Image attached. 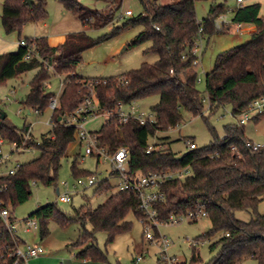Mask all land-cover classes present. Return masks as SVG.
I'll list each match as a JSON object with an SVG mask.
<instances>
[{"label":"trees","instance_id":"obj_1","mask_svg":"<svg viewBox=\"0 0 264 264\" xmlns=\"http://www.w3.org/2000/svg\"><path fill=\"white\" fill-rule=\"evenodd\" d=\"M46 1L4 0L1 24L5 33H20L26 23L45 20ZM59 1L83 26L97 29L111 25V28L95 37L85 29L71 32L63 43L54 47L43 38L28 39L36 43V48L45 59L54 63V70L63 77L64 86L59 107L51 115L53 124L48 133L42 134L38 141L32 138L26 142L36 148L39 155L20 164L14 173L0 176V185L5 186L0 190V210L7 209L9 216L14 218V207L31 195L32 180L36 184L41 182L57 188L61 159L68 146L76 141L74 128L64 124L63 116L74 111L87 92L84 83L91 82L101 110H113L118 102L128 103L158 95V101L150 107L156 115L154 123L141 124L134 118L121 123L111 115L95 132L98 144L108 152L121 146L127 147L130 156L128 172L133 178L157 171L188 168V174L183 178L160 184L165 199L156 202L153 207L157 218L165 219L171 213H186L201 205L210 220V228L194 238L210 241L209 249L217 251L203 262L196 246L191 245L189 262L181 264H247L250 261L264 264V212L257 211L259 202L264 199V145L255 151L245 148L244 141L247 139L242 125L237 123L224 125L223 136H218L211 127L213 139L208 145L187 147L183 153L172 151L165 138L157 136L158 132L178 125L183 111L194 116L202 114L205 101L210 113L218 106L228 105L235 115L245 110L255 98L264 96V14H259L260 4H246L235 12L234 21L253 24L251 38L217 55L213 68L204 75L202 93L196 86L193 57L188 55L183 58L181 55L189 48L200 23L205 35L217 33L212 19L226 10L227 6L222 2L211 3L207 16L198 20L196 2L202 0H138L143 12L132 13L116 23L115 14L121 9L123 0H95L102 2L101 8H90L79 0ZM137 25L141 29L126 47L148 41L144 51L156 53V61L143 62L118 76L82 78L76 73L83 51ZM25 53L26 48L18 46L15 51L0 54V83L37 68L23 104L26 109H38L42 113L54 96L53 92L44 88V83L53 74L37 57L25 59ZM1 112L4 117H0V136L5 142L17 141L21 144L29 124L18 128L7 120L0 107ZM263 115L264 111L252 118L257 120ZM150 137L160 141L155 142V148L147 152ZM177 155L181 158L177 159ZM71 169L76 177L90 173L77 167L76 156ZM111 188L105 178L98 182L94 192ZM138 203L135 191L116 189L96 207L81 205L73 208V219L82 226L79 238L73 243L80 248L76 256L83 260L104 261L106 254L96 244L95 232L105 231L106 243H112L117 235L131 229V221L126 219L129 214L137 220L143 217ZM237 211H248L252 216L243 221L236 218ZM29 216L38 220L41 237L48 234L49 220L54 219L61 224L69 221L55 202L38 206ZM86 223H90L92 230L85 228ZM23 243L24 240L5 227L0 217V264H13L16 257H8L7 251ZM17 264H23V261L19 260Z\"/></svg>","mask_w":264,"mask_h":264},{"label":"rangeland","instance_id":"obj_2","mask_svg":"<svg viewBox=\"0 0 264 264\" xmlns=\"http://www.w3.org/2000/svg\"><path fill=\"white\" fill-rule=\"evenodd\" d=\"M56 1L59 0L46 1V24H48L53 17L57 16L53 9V2L55 3ZM79 1L90 8H99L101 7L100 5H102L101 2L95 0ZM219 1L220 0L197 1L196 14L198 20L206 14L211 2L217 3ZM258 2H261V0H258ZM224 3L225 6L230 7L235 5V0H224ZM121 9H130L133 15L143 12V8L138 0H123ZM123 17H117L116 13L115 22L119 23ZM69 18L70 27H74V29L84 28L93 37L108 32L111 28V25H109L102 28L91 29L88 25L83 26L78 18L72 16ZM43 21L26 23L20 31V37L24 39L43 31ZM242 27L245 29L243 33H237L232 29L226 32H217L204 36L202 40L203 50L200 58V66H197L195 69L201 75V80L197 81L196 86L202 93L205 88L204 75L213 68L217 55L237 45L243 44L251 38L250 31L254 28L253 24L242 23ZM140 29L141 26L139 25L127 28L106 41L83 51L81 61L76 66L77 74L82 78L107 77L109 75L118 76L139 67L143 62L153 63L156 61L158 58L156 53L144 51L149 45L148 41L124 49L127 42L136 35ZM6 36H9L7 38L9 43L16 44L18 42L16 33ZM36 71L37 68H33L19 77H13L0 83V107L6 113L7 120L18 128H22L25 123L31 122V136L34 140L38 141L41 135L48 133L51 128V126L46 123L50 111L46 109L41 114H35L31 111V113L27 115V110L23 104L29 90V83ZM61 78L63 77L61 76ZM45 90L57 94V98H60L62 93L60 77L52 75L50 79L46 81ZM10 91L14 92L10 96L13 98L12 101L6 100V96ZM157 101L158 95H153L143 99L132 100L131 103L145 113H150V107ZM128 106L129 104H125L124 110H128ZM20 109L22 112L19 114L17 112ZM26 115L28 116L27 120L25 119ZM237 119L238 117L236 115H232L231 107L228 105L218 106L214 112L210 113L208 110V103L205 101L202 114L194 116L183 111L182 121L178 125L169 128L167 131L158 132L157 136L160 138L164 137L167 141L166 145H169L172 151L183 153L188 149L185 144L186 138L193 139L198 147L206 146L213 139L210 130L211 127L215 129L218 136H223L224 125L236 123ZM105 120L106 115L104 113H98L87 117L84 126L87 130L94 132L100 128ZM242 128L247 140L264 145V115L257 120L252 117L249 118L242 124ZM158 141L160 140L156 137L149 138L150 145ZM3 149L8 150L7 143L3 145ZM38 155L39 151L36 148H32L31 151H20L15 153L12 159L7 163L8 166H12L15 162L22 164L36 158ZM75 156L79 169H85L96 175L97 180L94 184L77 185L75 183L77 177L71 169ZM105 178L108 179L112 188L110 190H103L95 193L94 191L98 182ZM63 182H67V188L63 185ZM117 182L118 178L110 174V164L108 162L103 161L101 158L98 159L96 155H84L83 147L81 146L79 148L77 141L72 142L68 146L65 156L61 159L57 176V187L59 191H65V189L70 190L71 200L69 202H63L57 199V194L53 185H45L38 182L36 185L31 186L30 197L25 202L16 205L13 210L16 226L20 227L19 221L28 217L38 206L55 202L58 209L69 217V221L65 224H61L57 220H49L47 225L48 234L44 237L40 236L39 224L37 230H32L29 233H22L19 231L20 233L18 232V236L22 235L27 242H36L42 245L43 251L40 255H46L50 258V262L45 264H131L132 259L137 254L144 255V259L140 264H158L157 247L145 238L143 227L132 214H129L126 218L131 221V229L117 235L112 243H106L107 233L105 231L100 230L95 232V242L106 254V259L104 261L85 259L87 263H82L83 259L76 256L80 248L73 245V243L79 238L82 226L79 221L73 219V208H78L81 205H87L93 208L103 203L107 197L117 189ZM257 211L259 213L264 212V199L259 202ZM235 216L240 220L248 221L252 215L248 211H237L235 212ZM85 228L87 230H92L90 223H86ZM209 228V218L203 217L197 221L181 220L176 224H162L159 226V231L160 234L165 235L174 243H178L171 247L169 252L189 262L192 250L191 244L188 241H179L182 238H194L201 235L207 232ZM209 243L210 241L205 240L198 243L196 246L203 262L208 261L217 251V249L210 250ZM29 261L28 264H30ZM247 264L254 263L250 261L247 262Z\"/></svg>","mask_w":264,"mask_h":264},{"label":"built area","instance_id":"obj_3","mask_svg":"<svg viewBox=\"0 0 264 264\" xmlns=\"http://www.w3.org/2000/svg\"><path fill=\"white\" fill-rule=\"evenodd\" d=\"M244 3L245 0H235V5L227 7L225 11L218 13L212 19L214 31L226 32L233 29V31L237 33H243L244 29L242 27V23L234 21L233 16L235 12L244 5ZM129 15H132V11L130 9H120L117 12V17L119 18ZM204 36L205 34L203 31V25L200 23L197 33L193 37L189 48L181 55L183 58L188 55L193 57L192 67L194 69H196L197 66H200V58L203 50L202 40ZM18 44L19 46L26 48L24 57L25 59H28L31 56L37 57L44 63V66L49 69L53 75L60 77V86L62 90L64 86L63 78H61V75L55 72L54 63L48 61L40 54L39 50L36 48V43L34 41L30 42L28 39L20 38L18 40ZM196 73V81H200L201 75L197 71ZM45 85L46 82L44 83V88ZM83 85L87 88V92L80 99L74 111L64 114V124L74 128L76 141L79 143L80 147H83L84 155H96L98 159L101 158L103 161H106L110 164V173L118 178V182L116 184V188L118 190L131 189L138 194V209L144 214L143 217L138 218V222L143 227V234L145 238L157 247L158 264L184 263L185 259L169 252L170 248L178 243H174L165 235L160 234L159 226L162 224H176L181 220L197 221L207 216L205 209L199 205L196 209L186 213H171L165 219H158L153 205L156 202H161L165 199V192L160 188V184L174 178H183L186 174H188V168L184 167L175 171H157L137 178L131 177L128 172V163L130 159L128 148L121 146L113 152H108L104 146H100L98 144L97 134L85 128V120L89 116L98 113H104L106 118L111 115L116 116L121 123H126L130 118H134L141 124H152L156 121L155 113L153 111L150 113H145L144 111L138 109L137 106L132 104V101L128 103L118 102L113 110H101L91 82H86ZM11 94H13L12 91L6 96V100H13V98L10 97ZM60 100L61 97L57 98V94H54L48 103L47 109L50 111V115L46 123H48L50 126L53 124L51 115L59 107ZM125 104H129L128 110H124ZM31 111H33L35 114H41L38 109H27V115L30 114ZM262 111H264V96L255 98L245 110L235 114L238 117L236 123L238 125H242L246 120ZM21 112L22 110L20 109L17 113L20 114ZM27 115L25 118H28ZM28 124V130L25 132L21 144H19L17 141L5 142L4 138L0 136V176L12 174L20 166V163L17 162H15L12 166L7 165V162L12 159L15 153L32 150L33 147L26 144L27 141L32 139L30 133L31 122H28ZM5 143L8 144V150L3 149V145ZM185 144L188 148L196 147L195 142L191 138H186ZM262 146L263 144L253 142L251 140L244 141V147L254 151L261 148ZM153 148H155L154 145H149L146 151L149 152ZM96 180V175L89 173L83 177H77L75 183L77 185H91L94 184ZM31 185H36V182L32 180ZM63 185L66 186V188L68 186L67 182H63ZM4 187V185H0V190H2ZM57 199L63 202H69L71 200L70 190L65 189V191H59L57 194ZM0 217L5 227L16 235H18L19 231L28 233L32 230L38 229V220L33 216H28L20 220V227L16 226L15 219L9 216L7 209L3 208L0 210ZM187 241L190 242L191 245L197 246L198 243L205 240L198 241L195 238L186 237L182 238L179 242ZM42 251L43 247L41 244L36 242H24L23 244L16 246L14 249L7 251V256L16 257L13 264H17L19 260H22L23 264H28L29 259L39 256ZM143 259L144 255L137 254L132 259L131 264H140Z\"/></svg>","mask_w":264,"mask_h":264},{"label":"crops","instance_id":"obj_4","mask_svg":"<svg viewBox=\"0 0 264 264\" xmlns=\"http://www.w3.org/2000/svg\"><path fill=\"white\" fill-rule=\"evenodd\" d=\"M3 2H4V0H0V54H2L4 52H9V51H15L19 46L18 42L16 44L9 43L7 40V38L9 36H6V35H11L12 33L5 34V31L3 30V27L1 24V13H2V9H3ZM99 2H101V1H99ZM220 2L225 4L224 0H220L217 3L216 2H211V3L218 4ZM252 3H259L260 4L259 14L260 15L264 14V0H261V2H258V0H250V1L245 0L244 5L252 4ZM210 4H209V6H210ZM100 6L102 7V5H100ZM101 7H99V8H101ZM53 9L55 10V14L57 16L53 17L48 24H46L45 20L43 21V26H44L43 31H41L38 34H35L34 36L26 37L24 39H34V38L35 39H41V38H43L49 46L54 47V46H57V45L63 43L69 33L82 30V29H74V27H70V24H69L70 18L69 17H71V16L75 17V16L72 15L70 12H68L64 8L63 4L60 1H56L55 3L53 2ZM208 9H209V7H208ZM208 9L206 11V14L202 18H205L207 16ZM35 24H37V23H35ZM253 30H254V28H253ZM253 30H251L250 32H252ZM244 32H245V29H244ZM13 33L17 34L18 40L21 38L20 37L21 32L20 33L13 32ZM124 49H127V47L125 46ZM109 76H111V75H109ZM25 119L27 120V118H25ZM94 132H96V131H94ZM79 148H80V145H79ZM7 165H8V163H7ZM19 237L22 240H24L22 235H20ZM24 242H27V241L24 240ZM29 260H30L29 261L30 264H45V263L50 262V258L47 257L46 255L45 256L39 255L38 257H34L32 259H29ZM82 263H87V262H86V260H83Z\"/></svg>","mask_w":264,"mask_h":264},{"label":"water","instance_id":"obj_5","mask_svg":"<svg viewBox=\"0 0 264 264\" xmlns=\"http://www.w3.org/2000/svg\"><path fill=\"white\" fill-rule=\"evenodd\" d=\"M31 1H32V0H27L28 3H30ZM0 117H4V113H3V112H1ZM176 158H177V159H180L181 156H180V155H177ZM55 191H56V194H58V192H59L58 187L55 189Z\"/></svg>","mask_w":264,"mask_h":264}]
</instances>
